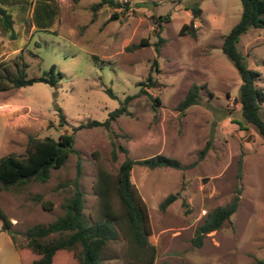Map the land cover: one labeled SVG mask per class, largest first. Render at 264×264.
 I'll return each instance as SVG.
<instances>
[{"label": "rangeland", "instance_id": "374dc122", "mask_svg": "<svg viewBox=\"0 0 264 264\" xmlns=\"http://www.w3.org/2000/svg\"><path fill=\"white\" fill-rule=\"evenodd\" d=\"M99 1L53 0L56 9L46 29L32 24L30 2L24 11H12L15 36L0 31V61L10 70L15 69L13 62L20 65V53L27 75L50 64L61 72L54 85L33 81L0 90V155L23 154L27 134L56 138L61 131L72 133L77 150L51 168L44 181L0 188V209L10 221L7 231L1 229L0 219V264H23L26 257L19 256L16 247L25 243V228L61 213L60 202L68 193L61 181L73 177L76 160L83 211L87 217L100 214L94 183L102 172L112 179L123 157L117 150L116 159L110 158V139L127 147L133 158L160 152L182 163L194 159L195 151L208 143L204 156L192 166L133 164L129 170L146 205L147 240L156 249L152 264H262L264 138L242 120L237 101L240 79L220 49L223 35L239 16V0H116L119 5ZM193 4L201 9L195 17L186 9ZM159 14L169 18L160 22L163 40L156 52L152 17ZM189 20L195 35L178 33L181 23ZM140 38L147 43L127 47ZM235 46L245 64L259 71L255 82L264 91V27L246 28ZM148 73L155 84L141 83ZM191 82L200 86L197 100L177 110L175 103ZM139 87L145 92H137ZM147 93L159 102L152 105ZM126 94L132 95L129 113L118 115L109 129H73L87 118L103 119ZM57 105L65 119L61 124ZM258 114L264 119V99ZM109 189L113 206L119 208L115 189ZM236 191L237 204L229 217L208 231L199 246L193 245L190 237L206 211ZM168 192H176V197L160 210L157 203ZM130 250L126 237L109 241L102 251L103 264H127ZM60 264L75 263L68 256Z\"/></svg>", "mask_w": 264, "mask_h": 264}, {"label": "trees", "instance_id": "16d2710c", "mask_svg": "<svg viewBox=\"0 0 264 264\" xmlns=\"http://www.w3.org/2000/svg\"><path fill=\"white\" fill-rule=\"evenodd\" d=\"M30 5V19L35 28L46 29L55 13L56 4L53 0H0V31L9 37L15 36L13 29L12 11L17 7L18 11ZM109 4L119 5L121 1L101 0ZM98 2V3H99ZM240 12L237 20L223 35L220 49L235 67L240 82L237 88V101L242 120L252 124L258 133L264 138V119L258 114V106L264 99L263 89L255 80L259 71L247 66L237 50L235 42L241 32L248 27H264V0H239ZM191 17L198 16L200 7L197 4L188 6ZM111 16H115L113 13ZM156 39L153 48L157 52L163 40L159 35L161 20H168V15H155L152 17ZM178 33H189L194 36L196 27L193 22L181 23ZM145 38L131 43L127 47H138L146 44ZM20 65L13 62L15 69L10 70L5 61H0V90L30 84L33 81H43L56 84L61 72L50 64L38 74L27 75L22 59ZM152 65L157 70L156 59H152ZM264 68V59H263ZM143 84H155V78L148 73ZM200 86L191 82L183 96L175 103L177 110H183L189 104L195 103ZM109 95H114L109 87L104 88ZM145 92L139 87L137 92ZM147 95L152 100V105L159 102L154 95ZM131 94H126L119 100L118 105L107 110L106 116L99 120L87 118L73 126L79 127L102 126L110 128V123L120 114H127V102ZM154 102V103H153ZM58 113V124L65 122L60 107H55ZM72 133L61 131L56 138L49 135L38 137L27 134L23 154L6 153L0 155V188L17 189L27 181L36 179L46 180L51 168H56L64 163L70 153L77 150L72 145ZM207 142L195 151V158L182 163L176 157L153 153L151 155L133 158L127 154V147L110 139V158L116 159L117 150L123 152V157L117 164L112 179H107L108 174L102 172L94 183V188L99 199L100 214L96 217H87L83 211V195L79 185L80 166L76 160L75 172L72 178L61 181L67 186V195L60 202L61 213L46 223H33L25 228L26 237L22 247H16L19 256L26 257L23 264H60L62 259L70 257L75 264H103L102 251L109 241L119 237H126L130 244L129 260L127 264H152L156 249L155 245L147 240L150 232L146 205L137 194L135 187L129 179V170L133 164H139L147 168L167 166L172 168H185L194 165L198 159L204 156ZM240 158H238V169ZM116 192L119 208L112 204L109 196V188ZM238 190V188H236ZM176 197V192L166 193L157 203L160 210ZM238 199L237 191L223 204L209 208L202 219L195 225L190 241L199 246L202 238L210 231L217 229L221 223L229 217L235 209ZM1 229L9 231L10 221L0 209ZM264 264L263 261L259 260ZM170 264H187L186 262H172Z\"/></svg>", "mask_w": 264, "mask_h": 264}]
</instances>
